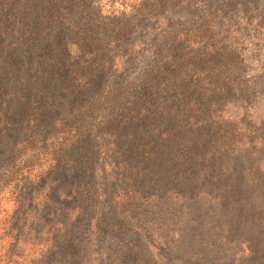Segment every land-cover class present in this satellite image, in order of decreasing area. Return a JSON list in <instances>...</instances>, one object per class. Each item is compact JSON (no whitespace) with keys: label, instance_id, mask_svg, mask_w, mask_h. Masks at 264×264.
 I'll return each instance as SVG.
<instances>
[{"label":"rangeland","instance_id":"1","mask_svg":"<svg viewBox=\"0 0 264 264\" xmlns=\"http://www.w3.org/2000/svg\"><path fill=\"white\" fill-rule=\"evenodd\" d=\"M88 1L81 12L87 20L94 19L88 13L92 0ZM96 1L99 6L94 7L101 9L106 22H113L112 31L131 22L123 33L125 43L110 53L117 56L133 50L131 65H118L124 84L130 88L129 98L139 96L133 93L140 84L134 85L153 54L163 46L172 51L171 34L180 32L183 39L196 41L190 49L200 46L206 47V53H218L215 58L207 57L203 68L218 78L219 85L204 83V88L211 90L204 93L206 99L195 97L194 108L200 112L197 118L224 123L193 130L207 161L203 163V156L195 159L197 174L186 176L193 189L189 191V187L184 196L178 194L174 183L161 180L157 170L152 174L153 195L136 200L140 209L108 198L116 185H121L118 196L125 193L122 183L108 177L116 172V165L108 158H113V152L107 151L109 136L93 141V152L85 153L88 161L69 162L67 171L76 164L79 168L73 176L68 174L69 181L59 180L61 190H65L63 208L46 205L44 195L49 187L45 194L34 197L30 191L36 184L29 180L19 183L16 195L8 189L0 196V264H264V0ZM170 51L163 54L172 63L175 59ZM232 53L238 61L229 73L227 54ZM113 71H106L101 79L111 88L117 83ZM188 73L186 84L193 88L197 67ZM187 138H191L190 133L179 138V149L174 146L165 152L169 156L179 153ZM216 141L228 147L214 154ZM159 143L155 145L158 156ZM98 152L101 156L95 158ZM91 161L98 162L97 166ZM94 168L98 169L96 174ZM101 169L107 171L104 176ZM214 184L217 189L212 188ZM35 205L40 210L34 209ZM111 211L120 213L113 221L122 227L119 231L109 223ZM99 222L102 225L97 227ZM128 230L131 233H126ZM59 243H66L65 254L53 256L50 250L59 251Z\"/></svg>","mask_w":264,"mask_h":264},{"label":"trees","instance_id":"2","mask_svg":"<svg viewBox=\"0 0 264 264\" xmlns=\"http://www.w3.org/2000/svg\"><path fill=\"white\" fill-rule=\"evenodd\" d=\"M88 2L0 0V196L8 189L16 195L19 183L29 180L36 184L30 191L34 197L45 194L49 187L48 194L44 195L46 205L63 208L65 190H61L59 180L69 181V175L73 176L79 168L76 164L67 171L69 162L88 161L85 153H91V148H95L93 141L104 136L110 137L106 145L107 151L113 152V158H108L116 165L113 170L116 172L108 177H115V182L122 183L125 191L118 196L121 185H116L108 195L112 201L119 199L123 206L140 209L136 200L140 196L147 200L146 196L153 195L152 174L157 170L156 175L166 184L174 183L180 196L187 195L189 187V191L193 187L186 176L197 174L195 159L203 156V163L207 161L204 158L207 154L201 153L202 145L193 130L197 132L202 128L200 125L224 123L197 118L200 112L195 110L194 102L195 97L206 99L204 93L210 92L204 83L219 85L218 78L203 68L206 58H215L218 53H206V47L200 46L190 49L196 45L194 39H183L180 32L172 33L174 41L170 47L174 54L169 55L175 60L172 63L166 60L163 52L170 48L160 47L137 78L134 87L140 85L133 94L139 96L129 98L130 88L124 84V73H119L118 65H131L135 60L133 50L120 51L117 56L110 53L116 45L120 48L125 43L123 33L131 22L121 23L112 31L109 28L113 22H106L108 18L102 17L101 9L94 7L99 6L96 0L88 8L94 19H84L82 7ZM227 61L230 73L237 66V55L227 54ZM194 65L197 79L191 81L193 88H189L186 78ZM106 71L115 74L117 83L113 88L101 80ZM231 81H235L234 76ZM189 133L191 138H187L186 146L179 153L174 151L169 156L165 152L174 146L179 149V138ZM158 141H161L157 145V148L161 146L160 156L155 153ZM152 146V151L146 150ZM227 147L216 141L213 152L219 154ZM5 150L7 153L3 154ZM100 156L98 152L95 158ZM97 171L94 168L93 174ZM106 172L101 169L103 176ZM212 188L217 189L218 185ZM149 189H152L150 194ZM196 189L200 196V188ZM34 209L40 210L39 205ZM111 213L113 218L109 223L114 228L118 226L119 231L122 227L113 221L120 213L108 214ZM58 246L59 251L50 250L53 256L65 254L66 243Z\"/></svg>","mask_w":264,"mask_h":264}]
</instances>
